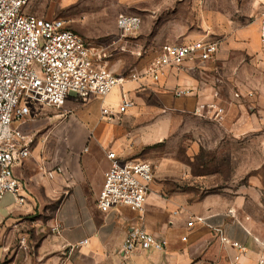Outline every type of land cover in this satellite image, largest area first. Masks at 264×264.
Wrapping results in <instances>:
<instances>
[{
  "label": "crops",
  "instance_id": "0c3cea01",
  "mask_svg": "<svg viewBox=\"0 0 264 264\" xmlns=\"http://www.w3.org/2000/svg\"><path fill=\"white\" fill-rule=\"evenodd\" d=\"M160 7L159 13L165 11L166 5ZM192 9L188 19L164 26L162 32L172 34L161 38L157 34L160 49L155 56L164 45L218 40L215 58L166 68L159 82L129 80L104 99L68 101V108L72 103L89 104L79 111L78 121H70L66 127L70 137L60 143V155L47 161L32 153L14 168L25 185L26 199L17 205L14 196L6 194L13 202L5 203L4 197L0 201L2 264H258L264 259V216L248 211L251 204L264 208L261 181L252 187L204 191L195 185L153 184V178L142 213L127 207L101 212L96 207V196L111 163L107 153L131 160L128 139L117 134L113 121L115 116H125L117 110L121 96L128 93L124 92L126 84L128 88L154 87L160 94L172 96L177 89H192L187 96H177L186 108L181 109L193 113L200 104L215 103L225 109L222 120L226 112L242 114L248 107L250 97L244 103L236 102L234 93L243 85L246 60L264 65V0H250L236 18L210 6L199 9L195 0ZM115 94L120 97L113 101ZM105 110L111 114L104 116ZM78 128L82 136L75 138L73 132ZM27 130L31 131V124ZM52 203H57L54 215L42 223L43 211ZM132 226L164 239L165 249L137 246L125 253L123 245ZM232 242L244 250L233 247Z\"/></svg>",
  "mask_w": 264,
  "mask_h": 264
},
{
  "label": "rangeland",
  "instance_id": "374dc122",
  "mask_svg": "<svg viewBox=\"0 0 264 264\" xmlns=\"http://www.w3.org/2000/svg\"><path fill=\"white\" fill-rule=\"evenodd\" d=\"M180 2L30 0L25 10L40 18L62 19L70 30L93 44H108L118 35L116 21L119 15L140 16L143 27L133 41L137 51L146 53L142 57L128 52L114 53L108 62L114 74L127 77L155 57L160 49L157 34L160 38L167 33L172 34L171 31L162 32L166 29L164 26L173 21L186 20L192 14L194 0ZM195 2L199 9L210 6L236 18L241 17V8L250 0ZM161 3L166 7L159 13ZM245 62L248 65L243 68V85L236 88L240 98L234 99L244 103L243 99L250 97L246 102L248 107L242 114L226 112L227 116L219 122L182 110L185 107L176 95L160 94L152 89L154 87L139 89L137 85L132 88L125 85L124 92H128L135 108L128 115L115 116L116 132H121L128 139L129 159L144 161L153 167V184L195 185L201 186L204 191L252 187L257 181L264 185V65L250 64L249 59ZM119 97L120 94H115L112 100L116 101ZM88 104L72 103V108L65 106L62 109L39 108L27 125L31 124L34 136L32 153L47 161L59 156L62 151L60 143L70 137L66 127L70 121H78L79 111ZM80 136L81 130L75 129L73 137ZM260 199L264 201V196ZM3 200L9 204L13 202L8 195ZM56 207L57 203H52L47 210H42L45 212L42 223L54 215ZM248 211L251 215L264 216L262 207L257 209L251 204Z\"/></svg>",
  "mask_w": 264,
  "mask_h": 264
},
{
  "label": "built area",
  "instance_id": "2783aa9c",
  "mask_svg": "<svg viewBox=\"0 0 264 264\" xmlns=\"http://www.w3.org/2000/svg\"><path fill=\"white\" fill-rule=\"evenodd\" d=\"M29 2L0 0V201L11 194L17 205L25 203V185L14 168L32 154L34 136L27 125L39 108L62 109L70 100L104 99L129 80L151 78L159 82L166 68H180L186 62L204 63L215 58L220 47L218 40L164 45L152 61L124 77L114 74L108 62L119 52L142 57L143 51H137L133 41L143 25L140 16L119 15L118 35L108 44H93L70 30L62 19L26 13ZM190 93L192 89L188 88L177 89L174 94L181 97ZM234 98H240L236 91ZM134 106L132 99L123 94L117 113L126 115ZM110 114L103 112L104 116ZM193 114L219 122L225 109L215 103L200 104ZM107 157L111 163L96 196L97 209L108 212L127 207L142 213L154 178L153 167L144 161L125 160L114 152H108ZM188 225L192 226L193 221ZM231 245L244 250L237 242ZM137 246L164 250L166 241L143 227L132 226L123 251L130 253ZM258 264H264V259Z\"/></svg>",
  "mask_w": 264,
  "mask_h": 264
}]
</instances>
